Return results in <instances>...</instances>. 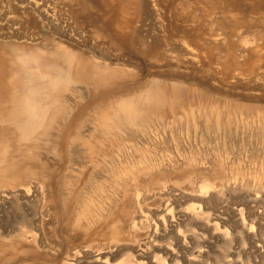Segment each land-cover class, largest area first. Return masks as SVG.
Segmentation results:
<instances>
[{
	"label": "rangeland",
	"instance_id": "rangeland-1",
	"mask_svg": "<svg viewBox=\"0 0 264 264\" xmlns=\"http://www.w3.org/2000/svg\"><path fill=\"white\" fill-rule=\"evenodd\" d=\"M18 1L0 0V264H62L70 245L87 253L83 233L89 215L78 211L86 204L85 195L98 192V186L128 190L133 179L143 189L150 185L152 210L163 202L159 194L172 186L188 195L202 181L211 184L207 209H201L210 223H219L233 237L224 239L213 226L192 225L195 243L204 246L194 249L191 264H220L232 251L234 264H262L264 0H44L49 16L44 22L32 12L27 18L26 2ZM28 54L39 61L24 62ZM79 62L84 64L83 80L45 87L61 72L71 69L74 74ZM32 90L34 101L48 109L42 123L23 136L13 103ZM121 101L141 110L149 120L145 131L162 138L158 154L136 143L123 154L128 146L118 151L124 143L118 136L102 140L93 132L87 137L86 126L96 127L102 115L111 117ZM151 104L156 107L149 111ZM224 144L227 152L237 151V165L245 164L232 176L222 169ZM97 149L115 163L110 172ZM189 151L206 166L214 161L212 171L194 169L192 161L161 176L134 168L151 157L176 164ZM91 160L103 165L102 175ZM36 185L43 186V194L32 201L21 199V188ZM3 192L8 198H2ZM190 204L199 207L189 201L183 208ZM90 209L95 212L97 207ZM33 212L38 224L45 225L33 230L44 241L42 250L18 237L20 230L31 227L27 214ZM130 223L128 216L126 231ZM246 229L260 242L251 243ZM52 242L65 249L60 252ZM252 246L255 250L248 252Z\"/></svg>",
	"mask_w": 264,
	"mask_h": 264
},
{
	"label": "bare ground",
	"instance_id": "bare-ground-1",
	"mask_svg": "<svg viewBox=\"0 0 264 264\" xmlns=\"http://www.w3.org/2000/svg\"><path fill=\"white\" fill-rule=\"evenodd\" d=\"M24 1L26 2V8L29 10L27 12L26 11L24 12L28 15L27 18L30 17V14L32 12L35 15H37V17H39L41 21L44 22V20H48V17H49L47 13L48 11L46 10V7H45L47 3L46 1L44 0H24ZM21 2L22 0H20V2L18 1V3H21ZM13 23L14 22H11V24ZM14 24H17V23L15 22ZM33 25H35V21ZM37 58L28 54L23 59V61L26 63L27 62L29 63L30 61H36V60L39 61V59ZM82 65L80 62L77 63L76 67L74 68L75 70H73L74 74H72L71 69L69 71L66 70L64 72H61L57 68V71H60L61 73L57 74L58 72L56 71L57 75L54 76L52 79H50L45 85V87H47L48 89L50 88L55 89L56 86H61V87L66 86L73 81L80 82L81 80H83L82 76L85 75V74L82 75V72H83L81 71ZM31 89L29 88V90ZM35 91L36 90H34L33 92H29V95L22 98L20 101L15 99L13 103L14 105H16V109L14 110L13 117L22 119V121L19 122L18 129L20 130L23 136L31 133L37 126H39L42 123V117L44 116L45 111L48 109L46 107L40 106L34 101V96L36 94ZM148 92L152 93L151 91H148ZM148 92L146 93L149 94ZM151 95L152 94H150V96ZM144 96L146 97V99L150 98L148 97L149 95H144ZM154 107H156V105L151 104V106L148 108L149 111L152 110ZM143 117L144 115H142V111L138 110L135 107V105L132 104V102L121 101V103L115 109V112L112 113L111 117L102 115V119H99L98 125L96 126L97 128L92 127V126L90 127L88 125L86 126L85 132L87 133V137H90L94 132L99 137H102V140L114 139L115 136H118L121 139H124V143H122L123 140L121 142L122 143L121 147L120 146L117 147V149H119L118 151H122L123 150L122 148L126 147V145L128 146L126 148L127 152H124L123 150V154H127L129 150L132 148L131 145L132 144L134 145L136 143V145L137 144L142 145L144 148L150 151V153H154V155H156L159 153L161 146H163L162 138L159 137L157 132L148 133L145 131V126L147 125V122L149 120L148 118H143ZM134 126L136 127L139 126V127L135 128ZM134 128L136 130H134ZM80 138L83 139L84 136L80 135ZM99 144H100V148H102V144L101 143ZM225 146L226 145L224 144L220 152V156H221L220 160L222 162V169L227 175L232 176V174L234 173L236 174V172L240 171V169L242 170L241 168L242 164L240 166L237 165V160H235L238 158L237 151L233 149H229V151L227 152V149L225 148ZM87 148L91 152L90 155L91 154L93 155V148L91 146H87ZM98 150L100 149H97V152ZM196 151L197 153L201 154V152L198 151L197 149ZM192 152L193 151H189L186 155H182V158L176 164H173V161L165 162V161L153 159L151 157L150 160H140L137 163H134V168H136L138 171H140V169L152 170L157 173L155 175L161 176L160 174L167 173V171L171 170V168L174 165L182 164L185 161H189V162L192 161L191 165L194 169L198 167L199 170H203L206 172L212 171V165L215 163L214 161L207 162L209 166H206L204 165L206 162L202 163L200 161H197L196 158L193 157ZM99 156H101L102 158L101 162H106L108 164V167L110 166L109 167V172H110L113 166L115 165V163H113V161H111L110 158L106 156V152H102V154ZM88 163L92 165V167H94L96 170H98L99 174L101 173V170L102 171L104 170L102 168L103 165L98 161L91 160ZM116 163L120 164L123 162L118 160L116 161ZM246 163L248 164L249 162H246ZM244 165H242V167ZM247 169L248 167L246 168V170ZM103 177H106V176H103ZM103 177L102 179H104ZM151 177L152 176H150V178ZM132 181L134 184L128 190H123V189H120L118 187H113V186L112 187L109 186L108 188L104 189L103 187L98 186L99 187L97 189L98 192L96 193L94 192L93 195L92 194L85 195L84 200L86 204L81 203L80 208H78V211H79L80 216L81 215L85 216L86 213H88L89 215L88 220H87L88 223L86 224L87 227L85 229L86 231L84 233L82 232L84 237H86L85 238V244H86L85 248L87 249L88 252L86 253L85 251V253H83L82 252L83 250L81 251L80 250L81 248L79 249L75 245L67 246L65 249L64 247H60L61 244L53 243L55 241L54 239V241L51 243L52 246L54 245L53 248L57 246L56 249L57 250L60 249L59 250L60 252H62L65 249V254L62 260V264H191V261L194 259L193 257L194 249L195 248L202 249L204 246L202 243H195V237L197 236L194 235L195 233L193 234L194 231L192 230L193 228L192 225L200 223L204 226H211V227L213 226V230H212L213 232L214 231L218 232L220 230L219 223L217 224L210 223L212 221L208 217H206V213L204 212V210L201 209V208L207 209L208 203L205 201V197L207 196V194H209L210 190H212L211 184L208 183L207 181H202V183L197 188L198 191H194L193 194L187 195V194H183L180 190H177V189L172 190L174 186H172V188H169L167 191H162L159 194V198L163 197L162 198L163 202L159 205L158 209L156 210H152L148 207L149 202L151 204L152 202H155V199L152 198L154 194H151L148 189L150 185L147 186L148 188L143 189L144 187L141 184H139V182L136 183L134 179ZM190 181L188 182L189 184H191ZM141 183H144V182H141ZM43 190H44L43 186L40 187L37 185L32 186V187L30 186L23 187L19 190V193H20L19 196L22 197L21 199L25 198L30 201L31 199L37 198L39 195H41V193L43 194L44 192ZM8 195H9L8 192L7 193L3 192L2 198H8ZM62 199L65 201L68 200L67 197L66 198L64 197ZM189 201L198 202L199 203L198 209L195 208L196 206L195 204H190L186 208H183V204ZM91 206L97 207L95 212H93L90 209ZM32 214H34V212ZM32 214L30 213L27 215H29L28 217H30L31 225L30 224L29 225L33 227L32 228L28 227L27 229L25 228L24 230L23 229L20 230L18 237L25 241H28V243H32L33 245H36L38 250H42L45 247L43 245L44 241H42L41 237L37 236V234H35L33 230H37L36 228L42 230V225L44 224L42 225L38 224L39 223L38 218L36 217L35 214L34 215ZM128 216L131 217V223L129 224L130 231H126ZM25 217L27 218V216ZM262 221H264V219H262ZM261 224L263 225V229H264V222ZM26 226H28V224ZM208 229H211V228H208ZM221 230L219 231V233L223 234L222 237L224 236V239H226L225 237H227V235L228 237L232 236V235H229L228 233H225L223 230L221 232ZM248 230L246 229V232ZM250 231L251 230L247 232L248 236H250L249 237L250 242L255 243L259 241L257 237L254 236L255 234L252 236L249 234ZM260 231L259 233H261ZM144 236H147V238L141 239V237H144ZM244 236L242 235L240 236V238ZM259 238L263 241V244H261L263 245V247L261 248L264 249V237L263 238L259 237ZM199 239H201V237ZM236 240L237 239H235L234 241ZM239 240L242 241L243 238ZM248 241L249 240H247V242ZM229 242H231V240ZM222 243L224 244L225 242H222ZM237 243L239 244V242ZM240 243L243 244L242 242ZM234 244L236 243L234 242ZM247 244L249 245V242ZM253 245H256V244H253ZM13 246L14 245L12 244L10 245V247H12L11 250H14ZM104 246H106V248H104ZM229 248L231 247L229 246ZM25 250L23 252H26ZM225 250H223V253H226L224 252ZM238 250L235 249V252ZM254 250H255V246L254 247L252 246L250 250L248 249V252L254 251ZM14 251H16V249ZM59 251H56V253ZM13 253L14 252L12 251V254ZM231 253L234 254V251H232ZM230 254H224L223 257H224V260H226V262L219 260L220 264H234L236 261H233V263L231 262V259H229L231 257L229 256ZM13 258H14V255H13ZM202 260L206 261L207 256L204 257ZM261 262L262 264H264V258L262 259Z\"/></svg>",
	"mask_w": 264,
	"mask_h": 264
}]
</instances>
